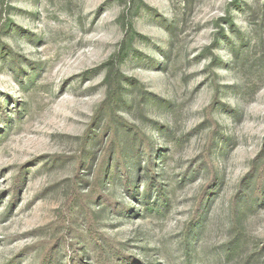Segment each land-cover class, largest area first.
<instances>
[{
	"label": "rangeland",
	"instance_id": "obj_1",
	"mask_svg": "<svg viewBox=\"0 0 264 264\" xmlns=\"http://www.w3.org/2000/svg\"><path fill=\"white\" fill-rule=\"evenodd\" d=\"M0 264H264V0H0Z\"/></svg>",
	"mask_w": 264,
	"mask_h": 264
},
{
	"label": "trees",
	"instance_id": "obj_2",
	"mask_svg": "<svg viewBox=\"0 0 264 264\" xmlns=\"http://www.w3.org/2000/svg\"><path fill=\"white\" fill-rule=\"evenodd\" d=\"M113 94H115V92Z\"/></svg>",
	"mask_w": 264,
	"mask_h": 264
}]
</instances>
